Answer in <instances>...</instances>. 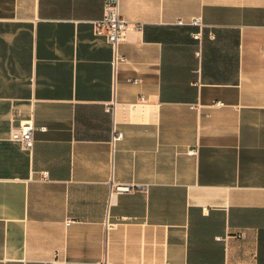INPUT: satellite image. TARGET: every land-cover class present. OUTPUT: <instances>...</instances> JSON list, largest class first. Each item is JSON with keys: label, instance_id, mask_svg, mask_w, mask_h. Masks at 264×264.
<instances>
[{"label": "crops", "instance_id": "0c3cea01", "mask_svg": "<svg viewBox=\"0 0 264 264\" xmlns=\"http://www.w3.org/2000/svg\"><path fill=\"white\" fill-rule=\"evenodd\" d=\"M103 7L0 0V264H264V0Z\"/></svg>", "mask_w": 264, "mask_h": 264}, {"label": "built area", "instance_id": "2783aa9c", "mask_svg": "<svg viewBox=\"0 0 264 264\" xmlns=\"http://www.w3.org/2000/svg\"><path fill=\"white\" fill-rule=\"evenodd\" d=\"M103 17L95 22V28L98 31H104L108 40L115 46L123 39V33L128 30L130 23L126 21L120 14V0H104ZM183 24L182 20L178 21ZM190 24L198 27V30L193 32V37L200 40L202 38V30L205 24L199 17H195L190 21ZM138 26L137 24L135 25ZM121 57L115 56V62ZM142 99V98H141ZM107 110H110V105H107ZM11 138L20 141L27 148H31L34 144V125L32 122L21 123L13 128ZM123 136L121 131H117L114 139H120ZM194 151V150H193ZM134 189V185L130 183H112L110 187V199L115 195L123 192H130ZM76 219H68L67 224L75 222Z\"/></svg>", "mask_w": 264, "mask_h": 264}]
</instances>
